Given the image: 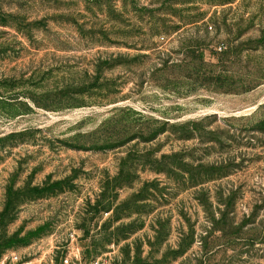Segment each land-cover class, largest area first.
<instances>
[{
	"label": "rangeland",
	"instance_id": "rangeland-1",
	"mask_svg": "<svg viewBox=\"0 0 264 264\" xmlns=\"http://www.w3.org/2000/svg\"><path fill=\"white\" fill-rule=\"evenodd\" d=\"M264 264V0H0V264Z\"/></svg>",
	"mask_w": 264,
	"mask_h": 264
},
{
	"label": "built area",
	"instance_id": "built-area-1",
	"mask_svg": "<svg viewBox=\"0 0 264 264\" xmlns=\"http://www.w3.org/2000/svg\"><path fill=\"white\" fill-rule=\"evenodd\" d=\"M8 260H9V263L14 264V263L17 262L18 257H17V255L14 252H12V253L9 254ZM62 261L65 264L68 263V259L66 257H64Z\"/></svg>",
	"mask_w": 264,
	"mask_h": 264
}]
</instances>
